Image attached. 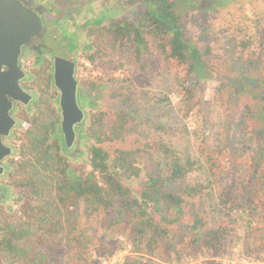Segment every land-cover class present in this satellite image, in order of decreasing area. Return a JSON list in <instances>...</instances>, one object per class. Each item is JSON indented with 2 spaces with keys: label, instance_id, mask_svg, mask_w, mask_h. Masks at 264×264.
I'll return each mask as SVG.
<instances>
[{
  "label": "rangeland",
  "instance_id": "obj_1",
  "mask_svg": "<svg viewBox=\"0 0 264 264\" xmlns=\"http://www.w3.org/2000/svg\"><path fill=\"white\" fill-rule=\"evenodd\" d=\"M91 1L34 0L31 5L42 13L48 29L24 49L21 60L26 62L21 66L29 74L31 68L38 70L46 62L47 55L37 48L43 41L45 49L51 47L61 51V56L82 62L77 68L82 105L87 102L83 80L91 78L97 86L87 93L89 110L105 111L110 118L121 112L131 115L130 125L136 132L105 147L111 153L116 149L143 150L141 178L125 181L135 191L134 197L142 189L146 173H158L157 162H163L164 174L168 175V160L161 156L160 147L147 145L168 144L197 162V171L186 177V184L212 183V196L194 199L197 211L207 228L227 226L233 232L225 250L214 255L190 242L193 234L186 230L187 225L194 224L190 205L176 223L167 224L162 214H155L156 220L170 230L171 238H177L185 264H264V136L259 133L264 131V0H174L184 16L188 42L204 54L192 74L188 64L168 61L153 43L149 50L141 48V54L128 45L96 55L95 62L81 57L93 41L86 34L87 28L131 15L112 13V8L118 9L117 2ZM240 42L250 45L244 47ZM208 49L210 53L205 54ZM95 52L93 48L89 54ZM186 87L192 97L183 93ZM106 123L111 122L107 119ZM8 141L12 146L11 138ZM4 165L7 167L8 162ZM7 176L8 167L0 178L4 197ZM181 184L184 182L178 181L175 186ZM110 220L104 213L87 217L82 204L76 220L82 244H77L76 252L62 254L60 264L140 260L141 255L134 251L132 225L125 221L112 227ZM84 247L91 257L89 263L81 258ZM165 248L163 245L160 250L162 257L145 255L142 264H184L177 259L168 261ZM106 251H110L108 256Z\"/></svg>",
  "mask_w": 264,
  "mask_h": 264
},
{
  "label": "trees",
  "instance_id": "obj_2",
  "mask_svg": "<svg viewBox=\"0 0 264 264\" xmlns=\"http://www.w3.org/2000/svg\"><path fill=\"white\" fill-rule=\"evenodd\" d=\"M110 2H117L118 7V11L112 8V13L131 12V15L87 28L86 34L93 41L81 57L95 62L96 55L128 45L135 46L141 54V48L149 50L153 43L168 61L188 64L191 74L196 64L203 62V52L187 40L184 16L177 11L174 0H101L102 4ZM240 45L248 47L250 43ZM93 48L96 52L89 54ZM204 53L209 54L210 50ZM46 55V62L38 70L31 68L23 83L34 101L29 106L21 105L16 112L19 125L11 138L14 154L8 159V176L3 182L8 190L5 197L0 195V264H60L62 254L74 253L77 244H82L76 223L82 204L87 217L104 213L111 217L112 227L125 221L132 225L134 251L141 256L140 260L129 259L127 264H142L145 255L162 257L163 245L168 261L177 259L185 264L177 238H171L170 230L156 220L155 214H162L167 224L176 223L185 216L187 205L194 216V224L186 226L193 234L191 244L200 251L207 249L214 255L221 254L233 231L227 226L207 228L206 220L197 211L194 199L205 194L212 196L209 191L212 183L186 184V177L197 171V162L191 155L183 157L177 148L164 143L147 145L160 147L161 156L168 160V175L164 174L163 162H157L158 173H146L142 189L134 197L135 191L125 181L141 178L143 150L116 149L111 153L105 145L124 141L136 128L130 125L131 115L127 112L110 118L105 111L88 109L87 93L97 86L91 78L83 80L87 98L84 105L79 96L86 120L77 127L76 144L68 148L62 132L53 59L48 52ZM183 93L192 97L187 87ZM261 99L264 103V95ZM259 133L264 136V131ZM178 181L184 185L175 186ZM253 186L254 182L249 184V193ZM86 249L81 258L89 263L91 257ZM109 252L105 254L108 256Z\"/></svg>",
  "mask_w": 264,
  "mask_h": 264
},
{
  "label": "water",
  "instance_id": "obj_3",
  "mask_svg": "<svg viewBox=\"0 0 264 264\" xmlns=\"http://www.w3.org/2000/svg\"><path fill=\"white\" fill-rule=\"evenodd\" d=\"M41 14L20 0H0V178L7 172L4 162L14 154V149L5 144L4 138L11 137L18 125L12 115L15 105L29 106L34 100L22 85L28 74L21 66V57L23 48L45 30ZM53 74L60 92L62 132L66 145L72 148L77 142V127L86 120V112L79 103L77 62L56 56Z\"/></svg>",
  "mask_w": 264,
  "mask_h": 264
},
{
  "label": "flooded vegetation",
  "instance_id": "obj_4",
  "mask_svg": "<svg viewBox=\"0 0 264 264\" xmlns=\"http://www.w3.org/2000/svg\"><path fill=\"white\" fill-rule=\"evenodd\" d=\"M23 1H25V3L28 5L29 8H31V9L37 11V10H36L35 8H33L32 5H31V4L34 3L33 0H23ZM38 12L40 13V11H38ZM45 30H46V27H45ZM41 35H42V34H41ZM41 35H40V36H41ZM40 36L34 37L26 47H28L29 45H31L32 42H33V40L36 39V38H38V37H40ZM26 47L23 48V54H24V49H25ZM37 48L41 49L42 52H43V54H45V55H46L47 52H48V53L50 54V56L52 57V59H53V64H54V58H55L56 56H61L60 54H57V53L55 52V50H54L53 48H51V47L45 49V47H44V42H43V41L40 42V44H37ZM22 57H23V55H22ZM22 57H21V59H22ZM71 60H74V61L77 62V68L80 66V65L78 64V61H79V60H75V58H73V59H71ZM21 62H22L23 64H25L26 61H25V60H24V61L21 60ZM24 69H25V68H24ZM53 69H54V67H53ZM26 72H27V71H26ZM27 74H28V72H27ZM77 78H78L79 82H81L80 77L77 76ZM23 83H24V82H23ZM23 83H22V85H23ZM23 87H24L25 90L28 91V89H27L25 86H23ZM28 92H29V91H28ZM33 101H34V100H33ZM31 104H32V103H31ZM21 105H23V104L17 103V104L15 105V108H14V110H13V112H12L13 117L16 118V112H17V110H18L17 108H19ZM24 106H25V105H24ZM15 109H17V110L15 111ZM17 121H18V120H17ZM14 130H15V129H14ZM14 130H13V132H12V135H13V133H14ZM12 135H11V137H9V138H4V142H5V144L8 145V146H11L8 140H10V138H12ZM11 147H12V146H11ZM8 159H9V158H8ZM5 162H6V161H5ZM5 162H4V163H5ZM7 162H8V160H7Z\"/></svg>",
  "mask_w": 264,
  "mask_h": 264
},
{
  "label": "built area",
  "instance_id": "obj_5",
  "mask_svg": "<svg viewBox=\"0 0 264 264\" xmlns=\"http://www.w3.org/2000/svg\"><path fill=\"white\" fill-rule=\"evenodd\" d=\"M26 69H27V67H26ZM189 263H191V264H196V263H193V262H189Z\"/></svg>",
  "mask_w": 264,
  "mask_h": 264
}]
</instances>
